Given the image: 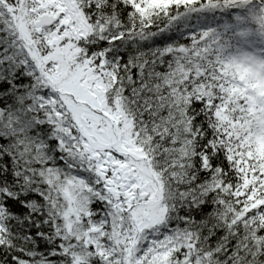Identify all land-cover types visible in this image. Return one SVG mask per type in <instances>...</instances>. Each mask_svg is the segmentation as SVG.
I'll use <instances>...</instances> for the list:
<instances>
[{
	"label": "snow or ice",
	"instance_id": "1",
	"mask_svg": "<svg viewBox=\"0 0 264 264\" xmlns=\"http://www.w3.org/2000/svg\"><path fill=\"white\" fill-rule=\"evenodd\" d=\"M0 264H264V0H0Z\"/></svg>",
	"mask_w": 264,
	"mask_h": 264
}]
</instances>
